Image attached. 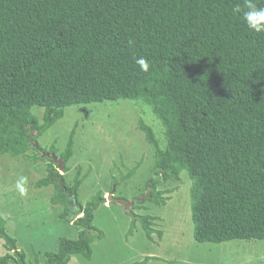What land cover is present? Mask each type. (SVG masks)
<instances>
[{"label":"trees","instance_id":"16d2710c","mask_svg":"<svg viewBox=\"0 0 264 264\" xmlns=\"http://www.w3.org/2000/svg\"><path fill=\"white\" fill-rule=\"evenodd\" d=\"M244 0H0V155L28 157L37 140L73 105L140 101L159 121L160 146L142 120L138 130L153 151L156 179L144 201L165 205L159 182L191 181L190 210L197 243L264 240V34L249 30L233 13ZM264 7V0H255ZM130 41L132 43H130ZM145 57L148 72L135 63ZM43 109L41 121L32 113ZM34 134V135H32ZM74 129L59 153L63 172L73 153ZM34 145H33V144ZM56 156L54 145L43 148ZM35 188L52 186L50 204L71 211L75 239L59 237L43 261L26 255L8 235L0 264H67L90 259L92 235L102 236L94 213L101 193L84 205L79 169L68 185L50 159ZM133 174V170L127 175ZM77 208H76V207ZM153 217H134L146 238ZM132 231L130 230L129 233ZM152 257L131 264H147Z\"/></svg>","mask_w":264,"mask_h":264},{"label":"rangeland","instance_id":"374dc122","mask_svg":"<svg viewBox=\"0 0 264 264\" xmlns=\"http://www.w3.org/2000/svg\"><path fill=\"white\" fill-rule=\"evenodd\" d=\"M32 113L41 121L43 109L33 108ZM139 120L152 128L164 147L163 129L149 107L140 101L118 100L65 108L62 119L38 138L41 150L27 152L28 157L38 156L36 162L0 155V217L26 261L35 257L43 261L45 253L57 251L59 237L75 239L80 230L72 223L82 215L77 209L71 211L68 222L60 220L63 207L49 202L53 187L34 186L46 174L43 148L54 145L60 158L74 129L69 170L58 172L72 185L79 169L84 177L78 191L80 204L96 193H101L105 203L94 213L93 225L102 236L92 235L90 259L71 256L67 264H131L146 257L153 258L147 264H264V240H194L191 181L185 171L180 172L177 182H159L157 190L166 192L164 196L169 198L165 205L144 201L147 180L157 177L152 167L153 151L137 127ZM110 195L125 200L127 208L107 200ZM141 215L154 218L152 228L160 236L155 233L151 239L146 238L139 222L131 227L134 217ZM6 253L0 239V256Z\"/></svg>","mask_w":264,"mask_h":264},{"label":"clouds","instance_id":"9594fccd","mask_svg":"<svg viewBox=\"0 0 264 264\" xmlns=\"http://www.w3.org/2000/svg\"><path fill=\"white\" fill-rule=\"evenodd\" d=\"M233 13L242 16L249 30L256 34H264V7H258L255 0H244L243 7L237 5L233 8ZM135 63L143 72L150 69V63L145 57L136 58Z\"/></svg>","mask_w":264,"mask_h":264},{"label":"water","instance_id":"95a60500","mask_svg":"<svg viewBox=\"0 0 264 264\" xmlns=\"http://www.w3.org/2000/svg\"><path fill=\"white\" fill-rule=\"evenodd\" d=\"M42 155L46 158H50L57 165V170L59 171L62 170L63 161L60 158H57L53 154H46L43 152H42ZM107 200H109L110 202H116L118 204H121L125 208H127V205H128V203L125 200L113 198L112 195L108 196Z\"/></svg>","mask_w":264,"mask_h":264}]
</instances>
